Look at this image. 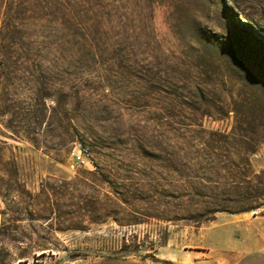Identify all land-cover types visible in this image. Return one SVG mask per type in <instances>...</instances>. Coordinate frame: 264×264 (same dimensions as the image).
I'll list each match as a JSON object with an SVG mask.
<instances>
[{
	"label": "rangeland",
	"instance_id": "374dc122",
	"mask_svg": "<svg viewBox=\"0 0 264 264\" xmlns=\"http://www.w3.org/2000/svg\"><path fill=\"white\" fill-rule=\"evenodd\" d=\"M233 1L119 0L83 52L0 38V264H264L263 211L185 219L264 171V48L230 16L264 38V0Z\"/></svg>",
	"mask_w": 264,
	"mask_h": 264
},
{
	"label": "trees",
	"instance_id": "16d2710c",
	"mask_svg": "<svg viewBox=\"0 0 264 264\" xmlns=\"http://www.w3.org/2000/svg\"><path fill=\"white\" fill-rule=\"evenodd\" d=\"M234 1L238 10L239 2ZM126 2L130 3L129 0ZM118 3L119 0H0V38L27 51L67 53L92 50L97 47L93 43L105 33V22H117ZM230 16L236 31L264 48L263 37L250 26L239 23L237 14L231 12ZM248 152L254 154L255 150ZM245 166L246 174L236 177L233 182L235 196L227 200L228 204L212 202L210 207L198 213L197 218L185 219L199 224L223 221L230 215L264 212V171L257 173L249 161H245ZM38 257L43 258L44 254ZM112 259L118 260L116 257Z\"/></svg>",
	"mask_w": 264,
	"mask_h": 264
},
{
	"label": "built area",
	"instance_id": "2783aa9c",
	"mask_svg": "<svg viewBox=\"0 0 264 264\" xmlns=\"http://www.w3.org/2000/svg\"><path fill=\"white\" fill-rule=\"evenodd\" d=\"M89 154L85 149H80L78 153L75 154V161L79 166H88L89 162Z\"/></svg>",
	"mask_w": 264,
	"mask_h": 264
}]
</instances>
